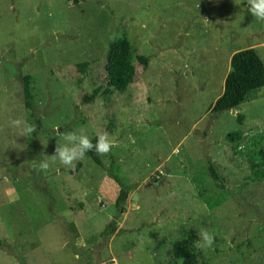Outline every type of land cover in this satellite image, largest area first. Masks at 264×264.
Instances as JSON below:
<instances>
[{
	"label": "rangeland",
	"instance_id": "374dc122",
	"mask_svg": "<svg viewBox=\"0 0 264 264\" xmlns=\"http://www.w3.org/2000/svg\"><path fill=\"white\" fill-rule=\"evenodd\" d=\"M247 9L246 0H0V264H175L167 251L178 241L196 264H264V172L249 165L264 155V88L210 114L231 54L253 48L264 64V22ZM117 39L148 62H135L122 92L102 95ZM15 118L36 132L20 136ZM81 129L115 141L95 153L101 166L53 162L63 135ZM120 186L125 212L104 232ZM201 228L215 234L206 251L194 246Z\"/></svg>",
	"mask_w": 264,
	"mask_h": 264
},
{
	"label": "trees",
	"instance_id": "16d2710c",
	"mask_svg": "<svg viewBox=\"0 0 264 264\" xmlns=\"http://www.w3.org/2000/svg\"><path fill=\"white\" fill-rule=\"evenodd\" d=\"M135 62L144 68L148 60L146 57L136 54L125 39H117L112 42L105 59L104 80L106 86L101 94L109 95L112 92H122L128 87L135 76ZM30 81L31 77L29 76H24L21 80L23 106L29 111L32 107V97L29 90ZM260 88H264V64L255 50L246 48L235 51L229 58L228 71L223 79L222 91L210 106V114L216 117L220 113L238 108L249 91ZM96 95L97 91H93L89 96H83L82 99L83 101H90ZM236 121L240 123L241 115L236 116ZM226 138L238 141L240 135L238 133H229ZM92 141L95 143L96 137ZM85 157L91 159L96 165L101 166L94 150L86 153ZM249 165L251 168L259 165V171H256L254 175H258L261 178L264 172V155L252 158L249 160ZM77 167L78 164L76 165ZM207 170L212 180L221 181L212 164H208ZM111 178L120 185L121 182L116 176L112 175ZM127 197L128 191L123 186H120L113 202V218L105 226L104 232H114L115 222H118L125 212ZM167 254L170 256L171 262L175 264L177 257H183V264L197 263V253L186 241L173 243Z\"/></svg>",
	"mask_w": 264,
	"mask_h": 264
},
{
	"label": "clouds",
	"instance_id": "9594fccd",
	"mask_svg": "<svg viewBox=\"0 0 264 264\" xmlns=\"http://www.w3.org/2000/svg\"><path fill=\"white\" fill-rule=\"evenodd\" d=\"M248 11L259 21L264 22V0H246ZM9 127L19 130L22 137L36 132L35 125L29 124L22 118L10 119ZM65 143L63 145L56 144L54 154L51 155L53 162H59L60 165L73 168L76 163L82 160L86 153L95 151L97 155L106 156L115 147V141L112 140L107 133L98 134L95 143L84 132L83 129L79 133L67 132L63 135ZM50 165L47 160L41 161L38 169L47 171ZM198 239L194 241V246L200 250H208L215 243V234L208 229L201 228L198 233ZM176 264H183V257L176 258Z\"/></svg>",
	"mask_w": 264,
	"mask_h": 264
},
{
	"label": "water",
	"instance_id": "95a60500",
	"mask_svg": "<svg viewBox=\"0 0 264 264\" xmlns=\"http://www.w3.org/2000/svg\"><path fill=\"white\" fill-rule=\"evenodd\" d=\"M146 185H149V184H146Z\"/></svg>",
	"mask_w": 264,
	"mask_h": 264
},
{
	"label": "crops",
	"instance_id": "0c3cea01",
	"mask_svg": "<svg viewBox=\"0 0 264 264\" xmlns=\"http://www.w3.org/2000/svg\"><path fill=\"white\" fill-rule=\"evenodd\" d=\"M230 58V57H229ZM229 62V61H228Z\"/></svg>",
	"mask_w": 264,
	"mask_h": 264
}]
</instances>
